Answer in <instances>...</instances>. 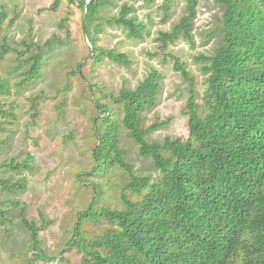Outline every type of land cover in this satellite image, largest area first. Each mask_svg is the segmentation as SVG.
<instances>
[{"label":"trees","instance_id":"obj_1","mask_svg":"<svg viewBox=\"0 0 264 264\" xmlns=\"http://www.w3.org/2000/svg\"><path fill=\"white\" fill-rule=\"evenodd\" d=\"M70 1L82 7L84 17L89 1L84 26L90 42L88 62L96 66L110 60L130 66L126 53L101 46L99 40L107 25L138 40L149 35L134 5L124 1L118 11L109 13L108 7L117 5L116 0ZM183 1L184 14L170 30H160L156 40L174 61V69L189 82L187 133L162 140L149 137L168 123H146L145 113L157 106L164 89L165 76L158 67H152L133 88L104 92L114 106L96 99L104 113L93 118L97 141L92 172L121 167L129 179L121 209L96 207L100 198L95 194L98 189L103 193V186L84 180L94 185V201L79 211L67 243L82 254L80 264H264V0H217L222 9L217 44L211 53L195 56L206 76L203 95L196 90V79L186 64L169 51L170 45L182 41L195 43L199 0ZM174 2H164V20L170 17ZM58 6L55 0L51 8ZM4 18L3 12L0 23ZM64 41L51 38L43 46L25 42L16 65V69L27 65L20 73L22 88L42 76L46 48L53 50ZM8 50L4 44L0 58ZM81 68L82 62L74 71L81 72ZM1 93H11L7 78H0ZM14 106L4 108L0 102V115L16 117ZM32 108L37 115V98L32 99ZM121 126L139 145V154L151 158L156 176L139 173L129 162L121 145ZM12 166L33 168L29 159ZM0 186L17 194L26 190L27 183L24 178L0 177ZM24 210L21 217L31 233V246L40 249V231L48 221L39 227L25 217ZM87 223H106L107 227L97 233L86 229ZM35 256L45 262L58 258Z\"/></svg>","mask_w":264,"mask_h":264},{"label":"rangeland","instance_id":"obj_2","mask_svg":"<svg viewBox=\"0 0 264 264\" xmlns=\"http://www.w3.org/2000/svg\"><path fill=\"white\" fill-rule=\"evenodd\" d=\"M124 1L134 5V13L147 23L150 34L138 40L128 37L121 28L107 25L99 44L126 53L130 66L110 60L96 66L88 62L90 42L84 30V11L77 2L59 0L58 8L52 9L55 0H0V17L5 13L0 23V53L4 44L9 48L0 58V78H7L11 89L10 94H0V102L4 108L14 103L16 115H0V177L24 178L27 183L26 190L17 194L0 186V264H80L82 254L67 243L73 237L79 211L94 201V185H86V179L103 186L104 192L98 189L95 194L100 198L96 207H125L122 194L128 173L121 167L102 174L92 172V151L97 141L93 118L104 113L95 101L99 98L114 106L104 92H118L124 86L133 88L152 67H158L165 76L164 89L157 106L145 113L146 123H168L149 137L162 140L187 133L189 82L174 69V61L161 51L156 40L160 30H170L179 21L184 14V1L175 0L167 20L163 19L166 0H116L117 5L107 11L115 13ZM221 17L217 0H199L195 43L182 41L169 46V51L180 57L196 79V90L201 95L206 76L195 56L213 51ZM57 37L65 41L53 50L46 48L42 76L22 88L20 73L27 65L16 69L20 62L18 50L25 49V42L43 46L48 39ZM80 62L81 72L74 71ZM33 98L38 99L37 115L32 108ZM120 139L135 169L156 176L151 158L139 154V145L122 126ZM28 159L32 169L13 168L12 163ZM23 208L25 217L39 227L48 221L40 231V249L31 246V233L21 217ZM106 227V223L86 224V229L97 233ZM40 253L58 258L45 262L35 256Z\"/></svg>","mask_w":264,"mask_h":264},{"label":"water","instance_id":"obj_3","mask_svg":"<svg viewBox=\"0 0 264 264\" xmlns=\"http://www.w3.org/2000/svg\"><path fill=\"white\" fill-rule=\"evenodd\" d=\"M88 4H89V1H87V3H86L85 17H84V20H83V22H84V26L86 25L87 12H88Z\"/></svg>","mask_w":264,"mask_h":264}]
</instances>
